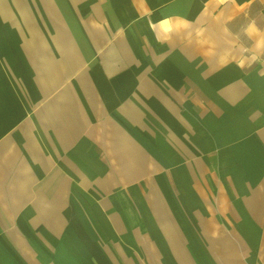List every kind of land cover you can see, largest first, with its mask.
Segmentation results:
<instances>
[{"label":"crops","instance_id":"0c3cea01","mask_svg":"<svg viewBox=\"0 0 264 264\" xmlns=\"http://www.w3.org/2000/svg\"><path fill=\"white\" fill-rule=\"evenodd\" d=\"M0 264H264V0H0Z\"/></svg>","mask_w":264,"mask_h":264},{"label":"clouds","instance_id":"9594fccd","mask_svg":"<svg viewBox=\"0 0 264 264\" xmlns=\"http://www.w3.org/2000/svg\"><path fill=\"white\" fill-rule=\"evenodd\" d=\"M257 47H260V44H259V43L257 44ZM252 59L255 61V60L259 59V58L253 56ZM237 67L243 69V68L245 67V61H244L243 59L240 60V61L238 62V64H237Z\"/></svg>","mask_w":264,"mask_h":264}]
</instances>
